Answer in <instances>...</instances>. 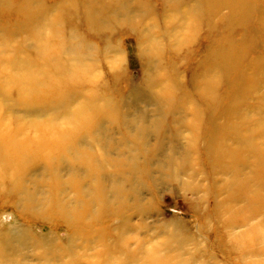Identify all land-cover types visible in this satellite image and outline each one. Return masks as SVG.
I'll return each instance as SVG.
<instances>
[{
	"label": "rangeland",
	"instance_id": "374dc122",
	"mask_svg": "<svg viewBox=\"0 0 264 264\" xmlns=\"http://www.w3.org/2000/svg\"><path fill=\"white\" fill-rule=\"evenodd\" d=\"M55 1L42 2L49 6ZM166 1L185 2L184 8L194 3L130 0L131 14L127 16L122 9L111 12L117 0H89L85 8L100 10L92 27L82 14L66 17L62 28L77 25L94 63L84 98L110 103L98 118L113 146L109 153L103 145L101 155L124 161L120 167H108L102 160L95 181L108 186L109 172L120 171L124 177H119L120 185L125 190L121 197L109 192L110 202L105 199L84 206L85 224L78 231L81 237H74L76 231L65 223L56 205L61 199L69 202L74 196L73 182L85 177L84 173L72 177L66 160L60 169L62 186L38 188L32 179L26 181L35 194L31 207L25 201L19 203L21 196L0 191V264H104L106 259L120 264V258L123 264H264V155L258 159L256 153L246 150L249 163H238L235 168L237 160L228 159L224 146V140L231 146L229 134L240 115L261 104L264 78L247 80V95L236 94L240 98L232 102L231 96L244 84L237 77L229 86L226 78L237 76L244 68H222V56L205 52L208 47H213L211 51L226 49L230 40L257 41L244 63L250 65L245 66L250 78L257 71L251 63L263 53L262 37L253 29L255 22L248 27L233 23L227 30V7L209 15L210 26L205 11L194 13L189 22L194 30H182L186 23L181 18L170 19ZM250 3L256 20L260 14L264 20V0ZM78 8L84 13L83 4ZM151 33L157 51L144 41ZM17 36L11 46L23 40L27 47L24 35ZM32 49L29 45L28 50ZM206 73L214 85L211 91L205 86ZM163 89L169 97L159 95ZM225 94L231 95L227 98ZM82 99L75 100L72 108ZM50 113H39L38 120L50 121L54 117ZM250 115L253 120L264 118L255 110ZM104 138L105 144L110 138ZM256 144L264 154V138ZM31 178L45 177L33 172ZM86 182L87 187L92 184ZM89 234L94 238L87 240ZM145 250L150 251L147 261Z\"/></svg>",
	"mask_w": 264,
	"mask_h": 264
},
{
	"label": "bare ground",
	"instance_id": "6f19581e",
	"mask_svg": "<svg viewBox=\"0 0 264 264\" xmlns=\"http://www.w3.org/2000/svg\"><path fill=\"white\" fill-rule=\"evenodd\" d=\"M42 1L0 0V27L2 29V34H0V191L4 194L21 196L19 203L25 201L26 206L31 207L34 204L35 194L29 190L26 181L32 179L38 188L51 185L54 188L62 186L60 169L64 165L63 161L66 160L72 177L82 173L85 177L81 180L75 179L76 181L73 182L74 196L69 202L66 203L61 199L57 201L56 205L61 208L65 223L76 231L74 237H81L78 231L85 224L83 221H85L86 207L84 206L87 205L88 208L89 205H95L105 199L106 202H110L107 201V194L116 193L118 197H121V193L125 190L120 185L119 177H122L120 171L109 172L110 179L107 181L111 186H104L95 181V177L100 173L98 171L102 160L108 167H120L124 161L123 159H105L101 155L100 150L103 145L109 153L112 151L110 147L113 146L111 135L106 133L105 136L104 131H101L102 128L100 129L98 118L99 114L110 103L105 99L102 101L95 97L84 98L86 93L85 84L89 80L88 76H91L94 70V63L92 64L89 53L86 51L88 43L86 38H83L81 31H78L77 25L73 24L74 26L70 29L62 28L66 17L73 14L75 16L82 14L87 25L89 24L88 26L92 27L95 24L96 13L98 14L100 10L94 11L91 9L92 7L85 8L86 2L89 0H56L49 6ZM129 1L117 0L114 5L115 9L113 8L110 11L116 13L118 9H122L124 10H121L123 13L127 16L130 15ZM191 1L194 3L187 8H184L185 2L174 1V4H171L166 1L167 10L165 12H172V15L169 16L170 19L181 18L183 25L186 23L183 26L185 28L180 27L182 30L186 28L190 31L194 30L189 26L194 13L197 16L201 13L200 11H205L207 23L210 26L212 20L209 15L219 12L222 7H227L228 21H230L227 30L232 29L233 23H244L240 26L248 27L252 22H255L253 29L255 32L258 31L257 34L262 37L263 53L251 63L257 71L254 73V77L250 76V78H247L245 72L246 67L250 65H245V67L244 63L248 59L247 51L250 47L255 46L257 41L252 40L251 43H248L243 38L239 42L230 40L229 47L226 49L218 50L216 48L211 51L213 47H208L205 51L208 54L213 52L212 57L222 56L224 58L221 61L223 62L222 68H244L239 71L240 74H237V76L226 78L229 86L237 80V77L242 79L244 87L231 96L233 97L232 102L233 100L237 101L240 95H247L248 90L245 88L247 80L256 81L260 77L264 78V25L259 22H264L263 15L260 14L259 21L256 20L258 16L255 11H252L254 6L250 3V0ZM78 4L80 6L81 4L84 5V13L79 10ZM75 5H77L76 8ZM206 5L208 8L204 9ZM211 5H213V8H211ZM166 13L165 15H167ZM7 32L9 34H6ZM167 32H172V30H167ZM19 33L24 35L27 47L23 40L17 45L11 46ZM145 40L150 48L152 46V49L157 51L152 33L151 38H144ZM28 44L33 48L32 50H28ZM173 46L177 48L178 44L174 42ZM149 76L151 80L154 79L152 78V76L154 77L153 74ZM204 76L207 82L205 83L207 91H211L209 89H213L214 85L209 82L210 75L206 73ZM154 84H151L152 88H155ZM229 86L226 94L230 92ZM158 92L162 98L164 96L169 97V94H165L164 89ZM226 94L227 98L231 95ZM203 97L204 99H212L210 96L203 95ZM81 98L83 99L76 105V108H72V103ZM223 100L227 101L228 99ZM254 110L264 117V97L261 98V104L252 107L248 112L249 114L240 115L239 121L233 123L234 128L231 129L232 132L229 134L232 140L229 148L224 140L228 159L238 161L234 164L235 168H237L238 163H245V165L249 163L246 150L256 153L258 159L264 155L260 152V146L256 144V140L264 138V118L253 120L250 113ZM44 111L54 114V117L48 122L38 120L39 113ZM60 113L63 114L62 117L59 116ZM108 136L110 139L105 140L104 144V137ZM119 153L120 157L124 154L122 150ZM33 172H38L45 178H31ZM47 176H49V179H47ZM122 178L124 179V177ZM89 180L92 184L97 185L94 187L90 184L87 187L86 181ZM85 237H87V240L94 238L91 234ZM143 252L146 255L144 260L147 261L150 251L145 250ZM2 254H4V251ZM122 260L123 258H120V264H123L124 260ZM104 264H112V262L110 259H106Z\"/></svg>",
	"mask_w": 264,
	"mask_h": 264
}]
</instances>
